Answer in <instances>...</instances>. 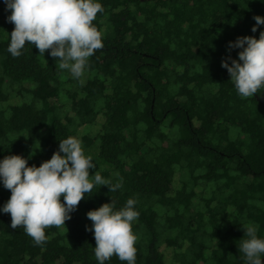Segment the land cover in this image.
<instances>
[{"label":"trees","instance_id":"trees-1","mask_svg":"<svg viewBox=\"0 0 264 264\" xmlns=\"http://www.w3.org/2000/svg\"><path fill=\"white\" fill-rule=\"evenodd\" d=\"M100 2L103 47L77 79L34 44L11 56L0 0V158L38 166L73 136L95 164L89 174L122 184L94 187L39 245L0 212V264H98L86 211L128 198L135 264H245L242 226L264 237V89L241 98L221 59L236 58L228 41L259 36L264 0ZM9 196L0 183V204Z\"/></svg>","mask_w":264,"mask_h":264},{"label":"clouds","instance_id":"clouds-1","mask_svg":"<svg viewBox=\"0 0 264 264\" xmlns=\"http://www.w3.org/2000/svg\"><path fill=\"white\" fill-rule=\"evenodd\" d=\"M4 4L11 10L5 19L14 25L7 43L13 57L20 56L26 44H34L42 56L48 50L49 56L59 59L56 67L78 79L88 58L103 47L102 33L92 23L97 13L104 11L100 0H4ZM253 19L251 31L256 32L257 26L264 25V16L255 14ZM227 47L238 49L236 58L228 55L221 59L237 94L241 98L260 94L264 89V28L258 37L238 35ZM89 169H95L92 157L73 136L59 139L58 149L38 166L28 164L20 154L5 155L0 158V183L10 190V196L0 204V212L10 214L12 229L22 226L39 245L47 239L44 229L65 226L78 202L92 194L94 187L106 185L108 192L122 187L119 180L113 182L99 172L89 174ZM135 204L134 198H128L115 209L110 199L86 211L91 220L86 230L93 233L98 264L114 254L127 264H135L137 237L132 222L139 215ZM242 228L245 238L240 240L239 249L245 264H264V237L257 235L253 224Z\"/></svg>","mask_w":264,"mask_h":264},{"label":"rangeland","instance_id":"rangeland-1","mask_svg":"<svg viewBox=\"0 0 264 264\" xmlns=\"http://www.w3.org/2000/svg\"><path fill=\"white\" fill-rule=\"evenodd\" d=\"M45 130H46V126L42 128V132H45Z\"/></svg>","mask_w":264,"mask_h":264},{"label":"water","instance_id":"water-1","mask_svg":"<svg viewBox=\"0 0 264 264\" xmlns=\"http://www.w3.org/2000/svg\"><path fill=\"white\" fill-rule=\"evenodd\" d=\"M264 258L261 259V261H263Z\"/></svg>","mask_w":264,"mask_h":264}]
</instances>
